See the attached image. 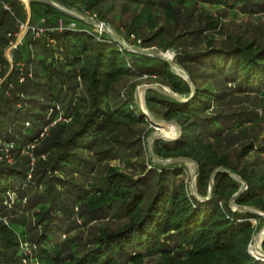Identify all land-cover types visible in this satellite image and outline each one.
<instances>
[{"label":"trees","instance_id":"16d2710c","mask_svg":"<svg viewBox=\"0 0 264 264\" xmlns=\"http://www.w3.org/2000/svg\"><path fill=\"white\" fill-rule=\"evenodd\" d=\"M2 1L11 8L0 7V73L5 75L10 70L5 50L27 23L28 12L19 0ZM52 1L69 11L81 8L96 14L106 24L103 11L109 3L133 10L136 14L126 25L128 34L143 47L160 40L161 49L175 50L195 93L166 61L129 52L108 34L93 32L91 24L31 2L29 26L44 19L45 33L38 38L27 32L12 51L15 69L0 86V218L12 225L0 223V264H22L20 239L31 234L39 246L34 257L38 264H143L147 259L158 264H264L249 251L264 218L230 206L243 188L233 174L247 184L235 204L264 213V143L247 135L249 129L258 130L264 124V32L258 38L238 37L218 45L206 34L218 31L219 21L208 11H197L198 3L190 0ZM199 1L204 6L238 9L244 15L264 14V0ZM178 4L186 9L180 14ZM157 14L165 20L161 28ZM71 22L75 28H70ZM182 24L181 33L166 42L165 29L173 25L176 30ZM26 45L29 54L23 58L21 47ZM143 76L159 78L175 94L190 99L182 103L158 92L147 93L149 110L163 120L176 121L182 129L177 140L154 142L156 157L163 161L190 158L198 163L200 199L208 198L211 176L217 170L230 173L215 174L210 200L191 194L188 181L182 178L183 163H155L150 153L152 168L139 164L145 173L137 179L112 167L96 177L97 163L144 155L136 130L139 135L149 120L133 99L134 80ZM123 89L129 90L127 95ZM228 96H255L263 112H224ZM55 104L67 108L70 125L51 128L45 143L30 150L58 116L54 111L48 119ZM240 134L244 137L237 141L239 149L229 152L225 140ZM5 149L10 150L13 163L4 157ZM28 150L39 160L33 168ZM45 154L47 159L42 160ZM251 155L257 158L243 163ZM13 193L15 200L8 206ZM27 211H33L31 219L38 228L30 225ZM75 217L89 223L111 218L119 227L100 229L86 243L72 237L50 245V234L61 230L63 222L69 223L66 233L75 230ZM252 219L259 221L256 227ZM38 229L36 239L33 232Z\"/></svg>","mask_w":264,"mask_h":264},{"label":"rangeland","instance_id":"374dc122","mask_svg":"<svg viewBox=\"0 0 264 264\" xmlns=\"http://www.w3.org/2000/svg\"><path fill=\"white\" fill-rule=\"evenodd\" d=\"M198 3L195 5L194 3ZM192 4L196 6L197 11H208L212 17L217 19L219 21L220 29L214 33L208 32L206 36L209 37V39H214V41H217V44L220 45L222 43H227L230 39H236L238 37H242L243 39H254L258 38L261 36V33L264 32V14L261 15H255V16H250V15H244L242 14L238 9L234 10H229L225 9L222 7H216V6H209L206 5L204 6L202 2L199 0H190ZM190 3V4H191ZM177 13H182L185 11V7L178 4L176 6ZM196 9H193L196 11ZM73 11H70L73 13L75 16L84 19V20H91L95 21L98 23H104L97 20V18L94 17L92 14H86L83 12L81 8H75L72 9ZM106 20H107V26L109 27L110 31L114 33L121 41L122 43L127 47L130 48L131 50L134 49H140V50H145V51H156L160 54L165 55L168 60H170V63L183 71L185 69L178 64V57H177V52L175 50H163L161 49L158 44L160 40H154V42L148 47H143L141 44V41L138 40L135 36L129 35L126 25L130 24L133 20V17L135 16V12L131 9H126L123 4H114V3H109L107 5V8L103 11ZM179 13V14H180ZM97 16V15H96ZM157 17L159 19V27L165 26V20L163 19L162 15L157 14ZM28 20V17H27ZM64 23V20H62ZM175 25V24H174ZM38 28L46 30V22L44 19H38L36 21V24L34 25ZM93 26V32L97 33L99 36L103 34H107L106 30L102 26H97V25H92ZM171 27H167L165 29V33L167 34L166 42L169 41L172 37L177 36L181 33V28L183 27V24L176 30H174L173 25H169ZM197 27V26H196ZM54 29V28H51ZM19 32L15 33L14 37L12 38V42L15 43V40L17 39V34ZM45 33V32H44ZM150 32H147V37H149L151 34ZM27 34V31L23 30V32L20 33L22 39L25 37ZM28 38V36H27ZM27 40V39H26ZM26 43V41H25ZM15 45V44H14ZM21 45V44H20ZM13 46H9L5 50V55L4 57L9 61L10 63V70H8L3 67L4 71H7L5 75L0 73V86L6 83L9 78H10V73L15 69V64L13 61V56H12V49ZM23 47V46H22ZM22 52H23V58H26L29 54V48L26 45L23 47ZM131 52V51H129ZM156 58V57H154ZM158 59V58H157ZM170 66V65H169ZM186 72V71H185ZM187 73V72H186ZM188 74V73H187ZM23 79V77H22ZM135 84L137 85L136 90L134 91V102L137 108L141 109L143 113L148 117V124L141 126L142 132L139 133L136 130L137 137L142 140L143 145H144V150L143 154L141 157H136V155H133L131 159H121V160H111V161H103L100 164L97 163V169L98 171L96 172V177H102L105 175L106 171H108L109 167H112L114 169L119 170L122 173H126L127 175L133 176L136 179L139 178L142 174L145 172L143 171V167L139 166V164H145L148 167V170L152 168V163H151V158L149 155V139L151 135H162L164 137L170 138V139H177L180 136V131L179 129L171 124L169 121L163 120L160 116L157 114L152 113L146 103V95L150 91L158 92L162 95L164 88L171 90L169 87H167L165 84L161 83V79L159 78H149L147 76H143L141 78H136ZM11 85V84H9ZM168 90V91H169ZM129 92L128 89H123L122 94L127 95ZM226 103L222 107L224 112L227 113H233L236 111L240 110H246V111H252L261 114L263 112V105L261 104L258 106V100L255 98V96H228L226 99ZM77 105V106H76ZM67 106V105H66ZM76 107H79V104H75ZM65 107V106H64ZM52 112L49 114L48 119H51V114L54 113V111H58V116L55 118V120L52 122V126L49 129H43V133L40 134V141L37 144H34L31 149H36L37 147H40L41 144L45 143V139L48 138V135L50 133V129L53 127H56L58 124L64 123L65 125H70L72 117L67 116L69 113L67 112V108H63L62 106H58V104H55L54 108L50 109ZM124 130L126 131V128L123 127ZM127 132V131H126ZM148 132L147 135H145ZM248 137H258V144L264 143V124L262 127H260L258 130H250L247 133ZM244 137V135L240 134L239 136H236L235 138L229 137L225 140L224 145L227 148L229 152H234L237 149H239L240 144L237 143L239 137ZM246 138L244 140L248 141V137L245 136ZM130 138H132L130 136ZM252 139V138H249ZM44 141V142H43ZM148 152V153H147ZM29 153V151H28ZM27 153V154H28ZM46 155V154H45ZM33 152L31 151L30 154H28V157L32 158ZM45 158L41 157L42 160L47 159V155L44 156ZM87 157H93L92 154L88 155ZM34 158V156H33ZM257 158L254 155H251L250 158L245 159V161L252 162L254 159ZM37 158H35V161L33 162L31 160V163L29 164L30 167L35 166V162H37ZM15 159L12 157V162L13 163ZM39 161V160H38ZM155 163H157L155 161ZM182 167L185 170V175L182 176L186 181L189 183V189L191 194L195 193L197 195V188H196V179L194 182H192V174L195 169V166L192 163H183L181 164ZM33 170L31 169V173ZM143 171V173H142ZM198 176V175H197ZM191 183L192 187L191 188ZM194 192H193V191ZM10 202L8 203V206H10V203H13L12 201L15 200V195L10 194L9 196ZM25 203V201H24ZM232 207V206H231ZM234 210H240L235 207H232ZM252 210H255L258 213L264 214L263 212L250 208ZM77 211V208H76ZM10 214V213H9ZM33 214V211H27L25 215H27L30 219ZM77 221V226H75V230L72 231L70 234L66 233L67 226L69 225L68 222H63L61 226V230H58L57 233L55 234H50L52 243L50 245H53L54 243H59L63 244L67 239L72 238V237H77L80 243H86L89 239L93 238L94 236H97L100 234V229H105L109 228L110 230H115L119 227V223L113 221L111 218L110 220H104V221H93V222H85L83 219L80 217H75L74 218ZM58 222V221H57ZM252 224L256 227L259 223L258 220L252 219L251 220ZM0 223L2 225H11L9 219L7 218H0ZM30 225H34L35 227H39L34 220L31 219L29 222ZM12 226V225H11ZM36 228V229H37ZM18 230V229H17ZM39 229L37 231L33 232V235L36 237V239L39 236ZM258 237V240L255 242L256 238ZM27 238V239H25ZM25 238L20 239V252L19 256L21 259L22 264H38V261L34 260L36 251L39 249V246L35 243L36 240H33L34 237L28 236ZM263 241H264V229H261L257 234H255L252 243L250 246H252V252L255 253L256 255L260 254L263 255L264 252V247H263ZM143 264H158V260L155 259H147Z\"/></svg>","mask_w":264,"mask_h":264},{"label":"water","instance_id":"95a60500","mask_svg":"<svg viewBox=\"0 0 264 264\" xmlns=\"http://www.w3.org/2000/svg\"><path fill=\"white\" fill-rule=\"evenodd\" d=\"M21 1L25 6H26V9H27V12H28V21H27V24H29V21H30V18H31V2H39V3H43V4H46V5H49L61 12H63L64 14L74 18V19H77V20H81V21H84L86 23H89L91 25H99V26H102L107 34L115 41L117 42L119 45H121L125 50L127 51H131L133 53H138V54H141V55H144V56H149V57H156L158 59H162L164 61H166L169 65H170V69L172 71V73L180 76L181 78H183L186 82H188L192 88V91L193 93H195V86L193 84V82L191 81L189 75L181 70V69H178L176 67H174L171 63H170V60H168V58L163 55V54H160L156 51H145V50H140V49H134V50H131L130 48H127L123 43L122 41L116 36L114 35V33H112V31H110L109 27L105 24V23H98V22H95V21H91V20H84V19H81L77 16H75L73 13H71L69 10L61 7L60 5H58L57 3L53 2L52 0H19ZM164 89L163 91V94L167 97H170V98H173L179 102H182V103H185L187 102L188 100L190 99H185L183 98L182 96L178 95V94H175L172 90H169V89H166L164 87H162ZM169 90V91H168ZM171 124L175 125L179 131H180V136L177 138L179 139L182 135V129L181 127L178 125V123L176 121H171L170 122ZM177 139H170V138H167V137H164L162 135H151L150 139H149V142H150V145H149V153L151 154V156L153 157L154 161H156L157 163H160V164H163V165H166V164H171V163H192L194 166H195V169L193 171V174H192V182H194V180L196 179L197 175H198V169H199V165L198 163H196L193 159H190V158H177V159H172V160H167V161H163V160H159L156 155L154 154V151H153V144L156 140H164V141H174V140H177ZM218 171H224L228 174H230L228 171H225L224 169H219L217 170L212 176H211V181H210V191H209V196L208 198L206 199H200L198 198L197 195H195V193H193V195H195L199 200L201 201H208L210 200L211 198V193H212V189H213V186H214V178H215V174L218 172ZM232 177H235L236 179H238L242 184H243V188L232 198V200L230 201V206L232 207H235L237 209H240L241 211H245V212H250V213H254V214H257L261 217L264 218V214H261V213H258L256 212L255 210H252L250 208H246V207H240V206H237L235 204V201L236 199L238 198V196H240L246 189H247V184L238 176H235L233 174H230ZM191 188L193 189L192 187V183H191ZM193 191V190H192ZM194 192V191H193ZM264 229V227H263ZM252 246H250L249 248V251L250 253L256 257L257 259L259 260H263L264 261V252H263V256H258V255H255L253 252H252Z\"/></svg>","mask_w":264,"mask_h":264},{"label":"built area","instance_id":"2783aa9c","mask_svg":"<svg viewBox=\"0 0 264 264\" xmlns=\"http://www.w3.org/2000/svg\"><path fill=\"white\" fill-rule=\"evenodd\" d=\"M0 7L6 9L8 11H11V8H10L9 4H7L6 2H4L2 0H0ZM94 17L96 18V15H94ZM69 26H70V28H75L76 27V23L71 22ZM62 27H63V22L61 21L60 22V30H62ZM23 30H25V32L26 31L28 32L29 30H31L36 35V37H38V38L41 37L44 34V32H45L44 29L38 28L36 26L30 27L29 24H27V23L26 24H22L20 26V33L23 32ZM20 33L16 35L17 36V39L15 40V43L14 42H11V45L10 46H13L12 47L13 50L17 49L18 46H20V44H22V41H23L24 37L22 39ZM22 66L23 65H21V67ZM21 81H23V79H21ZM51 112H52V110L50 111V113ZM30 150H32V149L30 148ZM3 153H4V155H5L4 157L7 159V161L11 163L12 162V156L10 154V150L9 149H5ZM28 154H30V153H28ZM44 156L45 155H43L42 157L45 158ZM0 160H3V157L2 156H0ZM32 161L33 162L35 161V158H33V156H32Z\"/></svg>","mask_w":264,"mask_h":264},{"label":"bare ground","instance_id":"6f19581e","mask_svg":"<svg viewBox=\"0 0 264 264\" xmlns=\"http://www.w3.org/2000/svg\"><path fill=\"white\" fill-rule=\"evenodd\" d=\"M255 254V253H254ZM256 255V254H255ZM258 256H263V255H260V254H258Z\"/></svg>","mask_w":264,"mask_h":264}]
</instances>
